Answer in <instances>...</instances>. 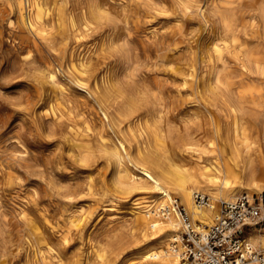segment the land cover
Returning <instances> with one entry per match:
<instances>
[{"label":"rangeland","instance_id":"1","mask_svg":"<svg viewBox=\"0 0 264 264\" xmlns=\"http://www.w3.org/2000/svg\"><path fill=\"white\" fill-rule=\"evenodd\" d=\"M263 12L264 0H0V264H162L170 240L141 218L161 198L128 184L131 159L156 171L173 151L208 195L234 126L264 148Z\"/></svg>","mask_w":264,"mask_h":264},{"label":"bare ground","instance_id":"2","mask_svg":"<svg viewBox=\"0 0 264 264\" xmlns=\"http://www.w3.org/2000/svg\"><path fill=\"white\" fill-rule=\"evenodd\" d=\"M99 6H100V4H99ZM261 11H262V9H261ZM84 14H85V12H84ZM29 22H30V20H29ZM250 61H252V60L250 59ZM215 78H216V76H215ZM180 79H179V81H180ZM217 79H218V77H217ZM213 83H214V81H213ZM141 84L142 83H140V86H141ZM96 86H98V85H96ZM87 90H89V89H87ZM128 90L125 91V92L127 93ZM208 90H210V89H208ZM98 91L100 92V90H98ZM89 92H91V91H89ZM148 92H149V89H148ZM260 92L261 91H259V89H257L256 94H258L260 96ZM144 93H145V90H144ZM122 94H124V93H122ZM212 94L213 93H211V95ZM127 98H129V97H127ZM131 98H133L132 95H131ZM157 98H159V97H157ZM134 99H135V97H134ZM131 100H133V99H131ZM104 101H106V100H103V101L98 100V102H101L103 105H107ZM134 102H135L134 100L133 101H129L128 100V102L126 104L127 105V112L131 111V108L133 107ZM112 103H114V102H112ZM104 107L106 108L107 106H104ZM111 108L112 107H110V109ZM147 109H148V107H147ZM160 112H161V110H160ZM103 113H104V115L107 116L106 111H104ZM158 113H159V111H158ZM108 116H110V115H108ZM127 116H129V115H127ZM153 116H156V115H153ZM160 119H162V118H160ZM209 119H212V118L210 117ZM151 122H152V120H151ZM118 123L120 124L121 122H118ZM148 124H147V126H148ZM113 125H114V123H113ZM153 125H154V123H153ZM210 126H211L212 130L214 131V133H215L217 138L222 136L221 129H220V127L217 124H212ZM121 127H122V125H121ZM198 129H200V128H198ZM234 131H236L234 139L230 140V139H227V137L224 138V139H226L227 147L218 148V149L214 148V151H215L214 160H213L214 170H216L217 174H219L220 179L222 180V184H218V186H217V188L219 189L218 194H217V192H214V190L212 188H208L207 186H206L207 189H205L207 192H209L208 193V198L210 199V201L211 200L214 201V203L210 202V201L207 204H205V205H199V204L196 203V201L194 199V193L198 192V189H197L198 186L195 184L196 180L190 175V172L188 171L189 169L186 167L187 165L185 164L186 165L185 166L183 163H181V161L178 160L179 158L177 159L176 156L173 154L172 150H171L172 154L169 156L170 160L167 163H164V162H161V161L159 163L157 161L158 163H157L156 171H153L148 166H146V163H144V160L143 161L142 160L138 161V160L131 159L132 165L134 166L136 171H138L140 173V175L139 176H135L134 174L128 175V178L130 179L129 180L130 183H128V184L130 186H132V187H135V188H144V187L153 188L155 193L158 194V197L161 198V200L159 201V204L156 205L154 208H152V206L150 208H146V210H144L145 211L144 212V216H141V218L143 219V222L146 225L151 227V229L163 232V235L161 236L162 238H167L168 237L169 240H171L174 237V235L177 233V225L180 223V221L178 220L176 215H163L160 212V209H159V205H161L163 202L164 203L166 202L165 196H169V194L172 195L173 191H176L178 193V195L180 196L181 202L185 205V208H186L188 214L190 215V220L192 222L196 221V220H199L202 225L210 223L213 220V218L216 217L217 211H218V206L215 203L216 199H218L219 201H221V200H226V201L234 200L235 198H237L239 196V194H242V192L244 190L247 191V189H249V190H259L260 192L264 191V148H263L262 145L259 148H257V149L252 148V144L247 140V137L244 134H242L241 137L239 136V134L237 133V126H234ZM150 132H151V135H152L153 139L161 145L163 142H161L160 138L158 137L160 133L158 134L157 131L155 129H153V128L150 130ZM116 139H117V137H116ZM79 140H77V141H79ZM118 142L120 143V146L123 148V150H125L122 141H118ZM74 143H76V142H73V144ZM76 146H78V145H76ZM111 149H114V148L112 147ZM115 150H114L115 152H113V150H112V152L116 155V157H117L116 160L119 163L120 160H121V155L119 153L121 151V149H118V150H120L119 152H118L117 148ZM140 152H142V151H140ZM177 153H179V152H177ZM140 154L142 155V153H140ZM111 155H112V153H111ZM165 156H167V155H165ZM126 157H127V155H126ZM150 157H152V156H150ZM165 160H167V159H165ZM188 160H190V159H188ZM162 161H164V160H162ZM184 161H186V159ZM117 170H118V168H117ZM230 172H232V173L236 172L240 176L241 175L243 176L245 181L244 182L241 181L239 184H240V186L243 184L245 186V188H241V187L237 188V186L236 187L228 186L229 185L228 184L229 183V179H228L227 175ZM188 176H189V178H188ZM187 181H190L191 184L188 185ZM124 182H127V181H124ZM249 190H248V194L251 195V192ZM261 203H263V202H261ZM261 208H262V210L264 212V203L261 204ZM195 223H197V222H195ZM244 237H245L246 241L249 244H251L253 247H255L257 249H260V250L264 249V233H259V232H256L253 229H249V230L245 231ZM167 246H168V248L160 253V256L161 255L163 256L162 257L163 259H162L161 263L162 264H179V260H178L177 256L172 252V250L170 248V245H167ZM147 257H151V254H147Z\"/></svg>","mask_w":264,"mask_h":264},{"label":"built area","instance_id":"3","mask_svg":"<svg viewBox=\"0 0 264 264\" xmlns=\"http://www.w3.org/2000/svg\"><path fill=\"white\" fill-rule=\"evenodd\" d=\"M159 205L163 215H176L180 230L170 240V248L179 264H264V249L249 244L248 229H262V195L242 193L234 200H221L211 224L194 223L185 206L173 195ZM197 204L208 203V195L194 193Z\"/></svg>","mask_w":264,"mask_h":264}]
</instances>
